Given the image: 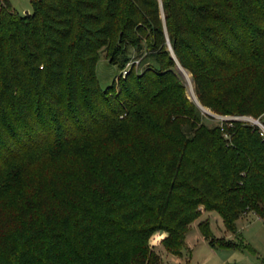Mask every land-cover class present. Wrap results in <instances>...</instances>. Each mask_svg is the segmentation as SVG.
I'll use <instances>...</instances> for the list:
<instances>
[{"label":"trees","instance_id":"trees-1","mask_svg":"<svg viewBox=\"0 0 264 264\" xmlns=\"http://www.w3.org/2000/svg\"><path fill=\"white\" fill-rule=\"evenodd\" d=\"M32 6L0 0V264H163L151 236L165 231L164 249L182 254L201 205L230 231L246 209L264 221L257 125L209 127L185 97L182 110L152 111L180 87L179 63L202 105L264 112V0ZM132 49L153 63L103 88L101 51L124 67ZM29 156L46 164L33 170ZM198 227L212 247L236 245L216 242L208 220Z\"/></svg>","mask_w":264,"mask_h":264},{"label":"rangeland","instance_id":"rangeland-1","mask_svg":"<svg viewBox=\"0 0 264 264\" xmlns=\"http://www.w3.org/2000/svg\"><path fill=\"white\" fill-rule=\"evenodd\" d=\"M9 2L11 3L12 8L20 14L31 12L33 9L32 0H9ZM152 63L153 58L148 55L146 49H144L143 52L140 54H138V52L132 49L130 61L127 62L124 67L112 63L108 52L101 51L100 58L97 62V76L100 85L103 88L108 87L110 84L112 85L116 83L118 86L119 80L126 76V72L128 70L134 68L135 72H142L146 66ZM174 72L178 76L177 80H175V84L177 81L180 87L172 88L175 91L172 96H168L167 93L164 96H158V100L155 102V105L157 107L155 106V109L152 110L154 113H166L168 111L169 104H171L172 106H176V109L179 108L182 110L184 108V105H182V99L185 97V99H187L191 103V105L195 107L194 109L196 111L197 116L200 118V123H203L209 127L216 125H220L224 128L232 126V123H229L230 120H239L249 124H254L253 118H262L264 116V112H261L256 115L234 113L223 114L213 110L208 106H204L200 103L197 98L192 74L179 63H177L174 67ZM170 81L174 82V79H170ZM166 84H169V81H167ZM114 93H116V90H114ZM241 115H246L248 120L238 118V116ZM180 118L186 119L185 123L182 125L184 128L188 126L187 122L192 119L195 120V117L191 118V116L187 115L186 113L180 114ZM225 122L228 123L225 124ZM135 126V124H132L128 127L127 131L131 129V132L128 134L129 136L135 130ZM224 132L225 135L228 136L226 130H224ZM93 146H96L97 148L100 147V142L97 141L96 143H93ZM74 152V150H71L68 153ZM26 159H28V164L29 166H32L31 168L33 170H37L40 165L46 164L45 160L42 157L31 158V156H29V158ZM63 161H65L64 163L67 164L68 161L72 162L73 159H70V155H67L66 157H64ZM55 164L59 166L60 162H57L56 160ZM46 168L47 167L45 165V169ZM200 209L201 215L199 218L200 220L203 219L209 221L211 236L215 238L216 242V239L218 238H220V240L223 238L227 239V237L222 234V231L225 229V231L232 232L234 233V235H237L238 233V235L235 237V240H237L238 242H244L245 248H248L249 250H264V222L257 220L255 215L250 214V218H248V220L245 219L243 220L242 224H238V230L236 227L234 231H230L226 229V227H223L224 229L222 228L221 221L219 220L220 215L216 211L205 210L203 205L200 206ZM249 211L251 210L246 209V211L242 213L241 216H244ZM198 222V220H195L191 223L188 230L186 247L183 249L182 254L180 255H174L164 249L162 244V236L166 234L165 231H156L151 236L150 245L160 253L163 264H221L220 262H218L219 260H217L218 258L216 257L218 253H216V251H213V248L202 237V233L198 228ZM249 250L247 251L248 253L250 252ZM218 252L221 253V256L222 251L218 250ZM228 252L232 253L233 251H225V254L223 255H226ZM231 264H241V262L235 260Z\"/></svg>","mask_w":264,"mask_h":264},{"label":"crops","instance_id":"crops-1","mask_svg":"<svg viewBox=\"0 0 264 264\" xmlns=\"http://www.w3.org/2000/svg\"><path fill=\"white\" fill-rule=\"evenodd\" d=\"M250 214L255 215L257 220L263 221L253 211H249L244 216L239 217V219L237 220V230H238V226H239L238 224L239 223L242 224L243 220H245V219L248 220V218H250L249 217ZM196 220L200 221V218L196 219ZM219 220L221 221L222 228L225 227V226H223V221H222L221 217H219ZM222 234L225 235L227 237V239H230V238L234 239V241L236 242V245L212 247L209 244L213 248V251H216V253H218V255L216 256L218 258L217 260H219L218 262H220L221 264H231L233 261L236 260L238 262H241V264H264V250H262V249H250L249 250L248 248H245L244 242H238L237 240H235V237L238 235V233H237V235H234V233L225 231V229H224L222 231ZM202 237L204 238V240L206 242L209 243L208 239L203 234H202ZM187 238H188V231L186 233L185 241L187 240ZM186 244H187V241H186ZM243 246H244V248H243ZM189 249H190V247H189ZM247 249L250 251L249 253L247 252L248 251ZM218 250L222 251L221 256H220L221 253H219ZM225 251H233V252L232 253L228 252L226 255H223V254H225L224 253ZM252 255H255V256H252Z\"/></svg>","mask_w":264,"mask_h":264},{"label":"built area","instance_id":"built-area-1","mask_svg":"<svg viewBox=\"0 0 264 264\" xmlns=\"http://www.w3.org/2000/svg\"><path fill=\"white\" fill-rule=\"evenodd\" d=\"M238 118L248 120L246 115L238 116ZM253 121L254 125H257L259 127L260 134L264 137V123L259 118H253Z\"/></svg>","mask_w":264,"mask_h":264}]
</instances>
